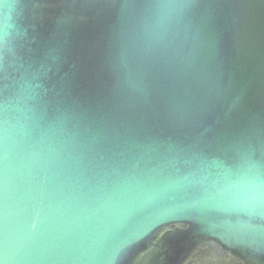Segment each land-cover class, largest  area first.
<instances>
[{"label":"water","instance_id":"obj_1","mask_svg":"<svg viewBox=\"0 0 264 264\" xmlns=\"http://www.w3.org/2000/svg\"><path fill=\"white\" fill-rule=\"evenodd\" d=\"M0 264H264V0H0Z\"/></svg>","mask_w":264,"mask_h":264}]
</instances>
